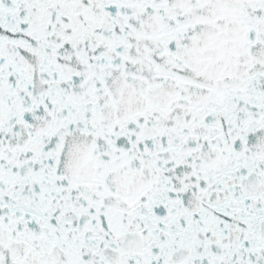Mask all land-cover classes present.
Instances as JSON below:
<instances>
[{"label": "snow or ice", "instance_id": "1", "mask_svg": "<svg viewBox=\"0 0 264 264\" xmlns=\"http://www.w3.org/2000/svg\"><path fill=\"white\" fill-rule=\"evenodd\" d=\"M0 264H264V0H0Z\"/></svg>", "mask_w": 264, "mask_h": 264}]
</instances>
